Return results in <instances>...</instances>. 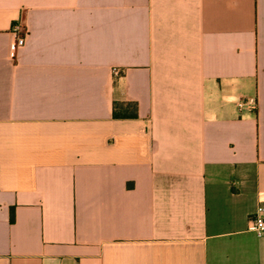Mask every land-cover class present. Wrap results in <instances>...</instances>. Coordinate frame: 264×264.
Segmentation results:
<instances>
[{
	"label": "crops",
	"instance_id": "crops-1",
	"mask_svg": "<svg viewBox=\"0 0 264 264\" xmlns=\"http://www.w3.org/2000/svg\"><path fill=\"white\" fill-rule=\"evenodd\" d=\"M259 205L264 0H0V264H264Z\"/></svg>",
	"mask_w": 264,
	"mask_h": 264
},
{
	"label": "built area",
	"instance_id": "built-area-1",
	"mask_svg": "<svg viewBox=\"0 0 264 264\" xmlns=\"http://www.w3.org/2000/svg\"><path fill=\"white\" fill-rule=\"evenodd\" d=\"M13 34L15 39L11 44L10 55L12 60H15L17 57L18 51L24 47L26 43V38L28 35V30L20 22H17L13 26ZM114 75H119L120 70L114 69ZM249 231L253 232L257 237H264V206L259 205L253 214L252 218L249 221L248 225Z\"/></svg>",
	"mask_w": 264,
	"mask_h": 264
},
{
	"label": "trees",
	"instance_id": "trees-1",
	"mask_svg": "<svg viewBox=\"0 0 264 264\" xmlns=\"http://www.w3.org/2000/svg\"><path fill=\"white\" fill-rule=\"evenodd\" d=\"M115 116H116V118H118L119 115L116 113ZM130 116H131V115H130ZM132 116H133V115H132Z\"/></svg>",
	"mask_w": 264,
	"mask_h": 264
}]
</instances>
